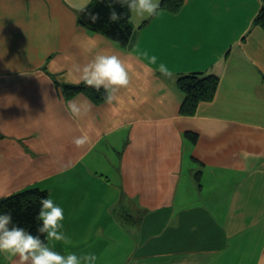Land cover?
<instances>
[{
  "label": "crops",
  "instance_id": "crops-1",
  "mask_svg": "<svg viewBox=\"0 0 264 264\" xmlns=\"http://www.w3.org/2000/svg\"><path fill=\"white\" fill-rule=\"evenodd\" d=\"M90 2L0 0V198L48 190L67 238L52 243L94 252L98 264H264L262 0H185L177 12L131 15L126 47L79 24ZM89 41L92 54L82 50ZM96 51L125 61L129 85L111 104L66 98L59 84ZM145 51L171 76L156 65L146 73ZM190 72L220 83L187 116L177 80ZM69 99L90 111L74 118ZM0 264L19 260L4 253Z\"/></svg>",
  "mask_w": 264,
  "mask_h": 264
},
{
  "label": "clouds",
  "instance_id": "clouds-1",
  "mask_svg": "<svg viewBox=\"0 0 264 264\" xmlns=\"http://www.w3.org/2000/svg\"><path fill=\"white\" fill-rule=\"evenodd\" d=\"M119 3L126 6L130 15L143 19L159 14L160 0H119ZM123 16L124 14L118 15L113 11L110 21L119 22ZM90 18L95 22L97 16L91 15ZM96 48L95 41L82 45V50L89 54ZM140 55L146 61V73L153 71L149 65H156L155 71L166 77L171 76L170 68L164 62L158 63L156 55H149L147 51ZM65 82L94 88L103 95L106 103L111 104L116 98L115 93L129 85L130 69L118 55L96 51L83 66L74 64L69 69ZM66 108L74 118H80L90 111L91 104L87 100L69 99ZM86 140V136H81L76 137L73 142L80 146ZM38 205L35 234L16 222L10 211H0V254L17 257L19 264H98L99 257L94 252L78 254L67 251L62 254L56 251L54 246H50L52 241L67 240L63 231L64 209L50 193L40 196Z\"/></svg>",
  "mask_w": 264,
  "mask_h": 264
},
{
  "label": "trees",
  "instance_id": "trees-1",
  "mask_svg": "<svg viewBox=\"0 0 264 264\" xmlns=\"http://www.w3.org/2000/svg\"><path fill=\"white\" fill-rule=\"evenodd\" d=\"M184 2L185 0H160L158 11L177 12ZM113 11L118 15L124 14L119 22L110 21ZM91 15L97 16L95 22L91 20ZM77 17L79 24L82 26L94 32L102 33L122 46H128L132 39L134 26L131 15L128 13L126 6L119 3V0H91L88 5L77 10ZM254 23L264 29V0H262V7L256 15ZM219 83V76L213 73L190 72L181 74L177 80V85L183 93L180 113L187 116L195 115L202 102H209L214 99ZM59 86L66 98L84 94L95 104L105 102L101 93L83 84L75 85L62 82ZM185 135L193 142L198 139V134L194 131L188 130ZM48 194V190L37 186L11 193L0 198V211H10L16 222L35 234V214L39 208L38 199L40 196Z\"/></svg>",
  "mask_w": 264,
  "mask_h": 264
},
{
  "label": "rangeland",
  "instance_id": "rangeland-1",
  "mask_svg": "<svg viewBox=\"0 0 264 264\" xmlns=\"http://www.w3.org/2000/svg\"><path fill=\"white\" fill-rule=\"evenodd\" d=\"M58 243L57 242H50V246H54V248H55V250L56 251H59V252H61L62 250H61V248H59L58 247V245H57Z\"/></svg>",
  "mask_w": 264,
  "mask_h": 264
}]
</instances>
